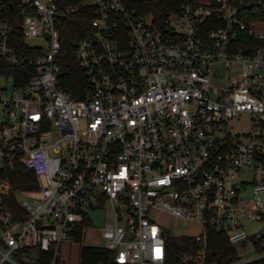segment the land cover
I'll return each instance as SVG.
<instances>
[{
  "label": "built area",
  "instance_id": "obj_1",
  "mask_svg": "<svg viewBox=\"0 0 264 264\" xmlns=\"http://www.w3.org/2000/svg\"><path fill=\"white\" fill-rule=\"evenodd\" d=\"M57 1L17 0L31 56L12 46L11 19L0 20V55L28 77L20 85L0 73V167L24 165L38 184L0 179V264H37L34 251L68 264L63 243L103 199L114 217L104 247L120 264H165L164 213L200 226L188 236L201 248L184 261L212 264L210 229L244 243L243 219L264 218V47L247 54L231 43L243 30L264 39V18L232 0H188L158 25L122 0H89L93 32L76 45L91 88L75 98L59 86ZM223 66L226 75L213 72Z\"/></svg>",
  "mask_w": 264,
  "mask_h": 264
},
{
  "label": "trees",
  "instance_id": "obj_2",
  "mask_svg": "<svg viewBox=\"0 0 264 264\" xmlns=\"http://www.w3.org/2000/svg\"><path fill=\"white\" fill-rule=\"evenodd\" d=\"M188 0H122L130 9L144 17H151L155 24L164 25L168 16L179 13ZM235 4L242 5L247 10L243 15L249 19L264 18L263 7L257 5L259 0H232ZM60 38L62 47L57 55L60 65L59 86L66 93L75 98H86L90 91V84L85 70L80 66L77 59L76 42L85 38L93 32L92 20L95 17L96 5L89 0H58ZM75 8L74 11H66V7ZM11 19L15 32L11 42L20 54L33 55L37 53L25 42L21 25V13L17 0H0V20ZM223 22L218 19V24H208L207 29L215 25L221 26ZM237 41L231 43L233 51L253 54L258 48L264 47V39H256L247 31H241ZM22 76L16 65L13 66L0 55V73L13 72L15 80L20 85L27 81V66L18 65ZM0 179H10L17 190H35L38 188L36 174L33 170L15 163L0 167ZM23 213V208H19ZM93 221L87 219L79 229L77 241H82L83 227L90 226ZM259 256L251 261L244 262L232 244L226 233L213 230L208 231L207 259L212 264H264V236L254 239L251 236ZM167 245V258L165 264H195L194 260L184 261L186 254H196L201 245L195 238L188 235L169 236ZM245 243V242H244ZM31 252V251H28ZM39 260L37 264H51L50 254L37 251ZM79 264H120L115 260L112 250L104 246L82 245L80 249Z\"/></svg>",
  "mask_w": 264,
  "mask_h": 264
},
{
  "label": "rangeland",
  "instance_id": "obj_3",
  "mask_svg": "<svg viewBox=\"0 0 264 264\" xmlns=\"http://www.w3.org/2000/svg\"><path fill=\"white\" fill-rule=\"evenodd\" d=\"M213 72L219 76L227 74V70L224 66L222 68H216ZM235 129H238V125H235ZM246 177L249 178L250 173H247ZM245 196L252 197L251 187L245 193ZM89 215L93 219V224L84 228L82 241L80 242L71 239L70 241H65L63 243L62 260L68 264H79L80 249L82 245L104 246L105 244L103 230L106 225L114 219L110 203L106 199H103L100 205L90 210ZM160 221L165 226L166 232L169 236L197 235L200 232V226L197 223L177 218L170 214H161ZM243 223L250 237L245 243H238L236 247L239 255L244 261H251L259 256L251 236L255 237L254 239L264 236V218H245L243 219ZM37 255L38 254L34 251L31 253V258L36 259Z\"/></svg>",
  "mask_w": 264,
  "mask_h": 264
},
{
  "label": "crops",
  "instance_id": "obj_4",
  "mask_svg": "<svg viewBox=\"0 0 264 264\" xmlns=\"http://www.w3.org/2000/svg\"><path fill=\"white\" fill-rule=\"evenodd\" d=\"M68 244H69V242H68Z\"/></svg>",
  "mask_w": 264,
  "mask_h": 264
}]
</instances>
